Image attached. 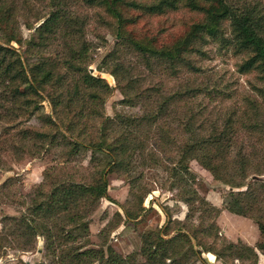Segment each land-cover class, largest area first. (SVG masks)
<instances>
[{"label":"trees","instance_id":"trees-1","mask_svg":"<svg viewBox=\"0 0 264 264\" xmlns=\"http://www.w3.org/2000/svg\"><path fill=\"white\" fill-rule=\"evenodd\" d=\"M28 1L23 0L27 4ZM39 1L46 3L49 13L42 16L43 22L25 42L15 18L16 0H0V121L17 129L22 146L33 140L37 145L45 142L68 146V158L72 159L83 150L90 152L92 165L104 164V167H95L93 177L87 182L62 180L55 176V169H48L43 182L31 195L27 212L19 218L7 217L15 224L12 235L18 239V248L32 250L37 237L43 236V251L53 259L40 264H197L199 261L206 264L202 257L204 252L224 258L223 254L202 243L198 229L183 231L179 228L174 236L165 237L170 234L168 225L143 235L139 250L127 255L112 246L92 248L84 244L91 234L90 216L97 210L100 201L108 197L109 175L122 169L128 170L138 150L146 156L145 160L165 165L171 177L179 181L180 188L187 183L189 185V180H186L188 175L195 178L190 170V161L197 160L217 181L231 187L226 196L225 209L239 216L254 218L259 232L264 235V213L261 212L264 205V149L258 152L260 150L252 145L249 136L243 138L239 131L241 126L248 132L264 129V112H261L262 109L264 111V1ZM77 3L102 7L115 20L116 47L126 48L129 54L136 55L148 71L162 67L176 77L182 68L196 73L200 68L191 56L203 53L201 45L208 39L226 41L236 49V53L248 56L238 71L243 74L257 73L260 83L253 85L254 95L249 97L253 117L239 120L228 116L222 123L214 122L207 133H202L195 127L194 115L190 114L183 117L180 123L190 135L184 142L162 133V129L146 139L139 138V131L147 127V131L152 129V125L169 115L173 99H191L205 91L200 86H188L164 95L160 87L140 88L129 73L130 68L113 50L105 57V61L110 63V70L104 72H109L116 79L124 94L121 103L126 106L140 104L143 113L106 115L104 105L112 87L105 78L89 71L88 65L93 61L91 44L85 36L86 22L74 10ZM181 9L200 14L201 18L171 43L159 45L153 37L137 36L132 30L137 22L136 11L165 15ZM226 21L231 28L229 38H225ZM26 25L30 26L29 23ZM58 37L63 40L62 50L52 57L43 54L50 42ZM12 42L21 46L26 43L25 52L38 49L41 54L36 60L23 58ZM158 94L162 98L156 103L154 95ZM207 94L212 92L209 90ZM45 100L51 106V114L41 112ZM25 117H37L49 130H39L33 135L30 127H19ZM87 120L99 125V137L95 140H82L86 136L84 122ZM200 127L203 128L204 124ZM150 141H153L151 152L146 150ZM156 150L161 152L160 159ZM174 152V162L163 160V153H172L170 158H173ZM189 190L195 195V189ZM198 197L184 198L191 211ZM211 207L216 215L220 214L221 210L213 205ZM127 215L134 218L138 214L128 212ZM186 217H191L190 212ZM212 225L208 229L209 234L212 228H216V223ZM7 226L3 224L0 236L7 232ZM224 250L241 264H245L246 260L258 264L259 251L264 254V241L257 242L255 246L228 242Z\"/></svg>","mask_w":264,"mask_h":264},{"label":"rangeland","instance_id":"rangeland-1","mask_svg":"<svg viewBox=\"0 0 264 264\" xmlns=\"http://www.w3.org/2000/svg\"><path fill=\"white\" fill-rule=\"evenodd\" d=\"M16 2L18 8L15 11V18L26 42L35 34V28L43 22V17L50 9L46 3L39 0H29L28 4L23 0ZM74 10L79 18L86 22L85 36L91 44L90 52L93 60L88 65L89 71L105 78L112 87V93L107 97L104 105L106 115L114 117L118 113L128 115L143 113L140 104L126 106L121 103L124 94L116 79L109 72H104L110 70V63L105 61V57L113 50L117 51L120 60L130 68L129 73L140 88L160 87L159 90L164 95L188 86H200L205 91L191 99L177 101L173 99L169 115L152 125V129L147 131V127L139 131V138L146 139L147 136L154 135L162 129V133L184 142L190 135L180 123L183 117L190 114L194 115L195 127L202 133H207L214 122L222 123L228 116L239 120L253 117L254 112L249 105V97L254 95L253 85L260 83L257 73L243 74L238 71L240 64L248 56L236 53V49L226 41L208 39L201 45L203 53L191 56L200 71L194 73L182 68L178 70L179 75L176 77L162 67L157 68L156 71H148L136 55L129 54L126 48H117L115 20L102 7L77 3ZM136 17L137 22L132 28L133 32L137 36L153 37L157 44L161 45L171 43L183 36L189 26L201 18V15L188 9H181L165 15H149L136 11ZM27 23L30 26L26 25ZM224 28L225 38H229L231 28L227 21ZM11 44L19 50L23 58L36 60L41 54L38 49L25 52L26 43L22 46L16 42ZM62 47L63 40L58 37L50 42L43 54L52 57L60 52ZM209 90L212 92L211 95L207 94ZM154 96L156 103L162 98L160 94ZM42 104L41 112L51 114L49 102L45 100ZM261 112H264L263 109ZM23 120L19 127H30L34 131L33 135L39 130H49V127L43 125L37 117H25ZM84 124L86 136L82 140L90 141L99 137L97 122L87 120ZM201 124H204L203 128L200 127ZM7 126L5 121H0V135H2L0 137V232L3 230V224L8 225L7 232L0 236V264L49 262L53 257L47 256L43 251L44 237H37L35 248L32 250L25 251L18 248V239L12 235L15 224L7 217L19 218L27 212L31 195L35 194L37 187L43 182L48 169H55V176L62 180L87 182L93 177L92 171L95 167L103 168L104 164L92 165L90 152L83 150L70 159L67 156L69 147L64 145H51L45 142L37 145L33 140L22 146L23 142L17 129ZM239 131L243 138L249 136L252 145H256L257 151L260 150L258 152L264 149V129L261 132H248L241 126ZM144 139L141 140L145 142ZM151 143L153 141L146 145V150L150 152L153 150ZM155 152L160 159L161 152L159 150ZM162 156L163 160L174 162L176 152L173 153V158H170L172 153L169 155L163 153ZM145 157L138 150L128 170L122 169L109 175L108 197L100 201L97 210L90 216L91 234L84 242L88 244L87 247L112 246L121 254L127 255L139 250L143 235L168 225L170 234L165 237L174 236L179 228H183V231L198 229L202 243L224 255V258H219L211 252H204L202 257L206 264H241L239 260L233 259L229 252H225L224 246L228 242L235 244L244 242L252 246L256 242L264 241V235L259 234L254 218L238 216L225 209L226 196L231 187L217 181L197 160L190 161V170L195 178L188 175L186 180H189V185L187 183V186L180 188L179 181L171 177L165 165L154 164L145 160ZM189 189H195L197 194L194 195ZM197 195L199 197L197 201L195 200L191 211L184 198H194ZM212 205L221 210L219 215L215 214ZM262 210L261 212L264 213V205ZM128 212L138 215L132 218L127 215ZM189 212L191 217L187 218ZM214 223L216 228H212L209 234L208 229ZM210 253L214 256L209 258ZM197 264L202 263L199 261ZM245 264H251V260H246ZM258 264L264 263L258 262Z\"/></svg>","mask_w":264,"mask_h":264},{"label":"crops","instance_id":"crops-1","mask_svg":"<svg viewBox=\"0 0 264 264\" xmlns=\"http://www.w3.org/2000/svg\"><path fill=\"white\" fill-rule=\"evenodd\" d=\"M233 214V213H232ZM239 216V215H238ZM259 234H260V232H259ZM261 236H259V238H260ZM257 243V242H256ZM252 246H255L254 244L252 245ZM210 256H214L213 254H209V258H210ZM260 262H263L264 263V254L262 253V252H260L259 251V263Z\"/></svg>","mask_w":264,"mask_h":264}]
</instances>
